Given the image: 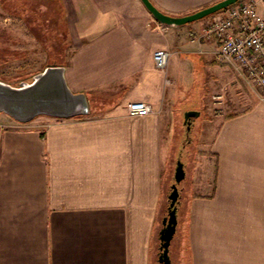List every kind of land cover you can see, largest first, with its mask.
<instances>
[{
  "label": "crops",
  "instance_id": "crops-1",
  "mask_svg": "<svg viewBox=\"0 0 264 264\" xmlns=\"http://www.w3.org/2000/svg\"><path fill=\"white\" fill-rule=\"evenodd\" d=\"M149 1L182 16L220 0ZM0 19L23 23V45L39 46L24 55L62 64L68 87L90 103L72 118L0 117V264H156L174 109L190 104L197 65L222 78L211 100L237 87L238 73L202 37L205 19L163 24L141 0H0ZM157 49L170 53L164 69ZM247 85L249 105L206 108L212 182L194 179L188 264H264V100ZM132 101L152 112L128 115Z\"/></svg>",
  "mask_w": 264,
  "mask_h": 264
},
{
  "label": "rangeland",
  "instance_id": "rangeland-1",
  "mask_svg": "<svg viewBox=\"0 0 264 264\" xmlns=\"http://www.w3.org/2000/svg\"><path fill=\"white\" fill-rule=\"evenodd\" d=\"M209 17L210 16L205 17V21ZM1 21H3V19H0V22ZM23 36H25L23 23H0V80L12 85H18L21 81H30L34 74L42 71L47 65L53 64L52 62H57L56 60L42 58L43 55L41 52L37 55L30 54L31 58H27L24 55L23 50L25 48H35V51H37L39 46L37 44L32 45V43L30 45L28 43L23 45ZM219 64L224 66L222 63ZM216 74L217 72L214 71V67H210L207 71H202L201 67L197 65L196 83L193 91L189 93L190 104L188 106H179L175 108L172 117L173 123L171 131L173 132L174 137L165 159L166 164L163 176V188L165 189V194L162 203L159 205L157 213L158 219L153 235L154 245L156 246V258L159 241L158 232L162 226L161 220L169 203L167 195L171 189V184L174 182L176 165L181 163L184 167L185 176L177 184L179 191V197L176 203L177 224L175 234L169 245V258L171 264H188L184 223L187 216L189 199L196 191L194 179H202L203 186L205 185L204 181H207L209 186L212 182L211 162L208 163V170L210 171L209 176H205V173L207 172L205 167L206 161H204L206 153L204 150L205 143L200 137L202 136V127L207 121L206 114L208 110L206 108L208 104L212 106L215 105L211 100V94L216 90L218 82L222 84V78H213ZM210 79H212V81H210ZM245 82L244 78L238 75L236 81L237 87L234 88V90L229 92L228 90L227 92L221 91L223 93L222 104H225L226 102L231 105L237 104L239 108L243 107V102L249 105L251 99L256 97V92L247 85V82L245 84ZM189 110L198 111L200 114L193 119L192 126L189 132H187L186 127L183 124V115ZM0 117L13 119L5 113H0ZM186 133L189 134V139L186 138ZM183 145L185 147H183ZM151 264H154V260L151 261Z\"/></svg>",
  "mask_w": 264,
  "mask_h": 264
},
{
  "label": "water",
  "instance_id": "water-1",
  "mask_svg": "<svg viewBox=\"0 0 264 264\" xmlns=\"http://www.w3.org/2000/svg\"><path fill=\"white\" fill-rule=\"evenodd\" d=\"M153 17L163 24L184 25L210 16L238 0H220L204 8L182 16H171L158 10L149 0H141ZM65 67L49 64L34 74L30 81L12 85L0 80V113H5L15 121L26 123L37 116L72 118L88 115L90 103L84 93H75L68 87L64 77ZM199 115L189 110L183 115L184 123ZM183 167L178 163L175 168L174 182L167 198V215L162 218L158 232L159 250L164 257L163 264H170L169 245L176 231V203L179 197L177 184L183 179Z\"/></svg>",
  "mask_w": 264,
  "mask_h": 264
},
{
  "label": "built area",
  "instance_id": "built-area-1",
  "mask_svg": "<svg viewBox=\"0 0 264 264\" xmlns=\"http://www.w3.org/2000/svg\"><path fill=\"white\" fill-rule=\"evenodd\" d=\"M202 37L216 46L215 60L230 65L239 76L257 90L264 100V0H238L210 15L203 23ZM169 51L153 53L156 67H166ZM220 103L223 94L212 95ZM152 112L150 104L132 101L127 105L130 116H145Z\"/></svg>",
  "mask_w": 264,
  "mask_h": 264
},
{
  "label": "flooded vegetation",
  "instance_id": "flooded-vegetation-1",
  "mask_svg": "<svg viewBox=\"0 0 264 264\" xmlns=\"http://www.w3.org/2000/svg\"><path fill=\"white\" fill-rule=\"evenodd\" d=\"M191 119H192V118H190L189 121L187 122L188 129H189V130H190L191 126H192ZM170 191H171V189H170ZM170 191H169V193H170ZM169 193H168V194H169ZM167 196H168V195H167ZM168 204H169V203H168ZM167 212H168V210H166V212L164 213L163 217L167 215ZM163 217H162V218H163ZM161 222H162V220H161ZM161 225H162V224H161ZM159 246H160V242L158 241L157 251H156V264H163V262H164V257H163V255L161 254V253H162L161 250H159ZM160 259H161L163 262H160Z\"/></svg>",
  "mask_w": 264,
  "mask_h": 264
},
{
  "label": "trees",
  "instance_id": "trees-1",
  "mask_svg": "<svg viewBox=\"0 0 264 264\" xmlns=\"http://www.w3.org/2000/svg\"><path fill=\"white\" fill-rule=\"evenodd\" d=\"M53 64H55V63H53ZM59 65H62V64H59Z\"/></svg>",
  "mask_w": 264,
  "mask_h": 264
}]
</instances>
